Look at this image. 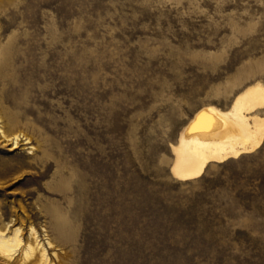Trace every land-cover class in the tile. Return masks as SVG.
<instances>
[{"label":"rangeland","instance_id":"rangeland-1","mask_svg":"<svg viewBox=\"0 0 264 264\" xmlns=\"http://www.w3.org/2000/svg\"><path fill=\"white\" fill-rule=\"evenodd\" d=\"M256 83L264 0H0V127L32 140L0 146V229L47 264H264V141L171 171L196 113Z\"/></svg>","mask_w":264,"mask_h":264},{"label":"bare ground","instance_id":"bare-ground-1","mask_svg":"<svg viewBox=\"0 0 264 264\" xmlns=\"http://www.w3.org/2000/svg\"><path fill=\"white\" fill-rule=\"evenodd\" d=\"M263 108L264 85L256 83L238 94L228 109L208 106L198 111L183 129L178 144L172 145V173L181 180L193 179L213 162H223L261 147L264 141V117L260 116ZM24 137L18 131L0 127L1 147L14 150L24 144L32 145V140ZM7 229H0V257L14 261L20 252L22 264H30L36 255L40 256V264H47L46 251L34 229L27 243H24L20 229L11 235Z\"/></svg>","mask_w":264,"mask_h":264}]
</instances>
